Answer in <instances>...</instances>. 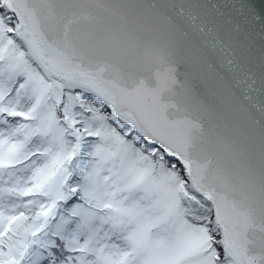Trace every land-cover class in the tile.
Instances as JSON below:
<instances>
[{
    "label": "snow or ice",
    "instance_id": "1",
    "mask_svg": "<svg viewBox=\"0 0 264 264\" xmlns=\"http://www.w3.org/2000/svg\"><path fill=\"white\" fill-rule=\"evenodd\" d=\"M0 264H264V0H0Z\"/></svg>",
    "mask_w": 264,
    "mask_h": 264
}]
</instances>
